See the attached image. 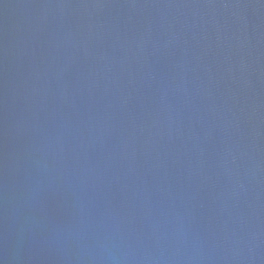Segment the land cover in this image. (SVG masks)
<instances>
[{
  "label": "water",
  "instance_id": "water-1",
  "mask_svg": "<svg viewBox=\"0 0 264 264\" xmlns=\"http://www.w3.org/2000/svg\"><path fill=\"white\" fill-rule=\"evenodd\" d=\"M0 264H264V0H0Z\"/></svg>",
  "mask_w": 264,
  "mask_h": 264
}]
</instances>
